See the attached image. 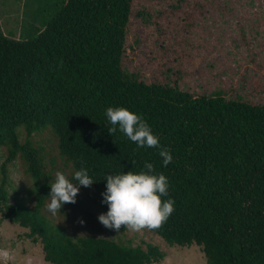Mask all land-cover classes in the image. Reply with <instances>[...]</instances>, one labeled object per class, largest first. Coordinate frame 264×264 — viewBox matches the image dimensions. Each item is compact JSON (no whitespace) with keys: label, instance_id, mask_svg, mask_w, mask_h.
Returning <instances> with one entry per match:
<instances>
[{"label":"trees","instance_id":"trees-1","mask_svg":"<svg viewBox=\"0 0 264 264\" xmlns=\"http://www.w3.org/2000/svg\"><path fill=\"white\" fill-rule=\"evenodd\" d=\"M134 1L63 0L44 29L23 40L7 36L0 24V147L8 148L2 166L5 172L20 154L35 199L32 208L10 203L0 185V217L27 229L51 264H151L165 258L157 245L74 239L48 222L43 207L54 181L40 153L19 141L18 130L30 138L50 128L74 172L86 167L96 181L80 188L104 192L106 174L139 171L145 162L168 177L174 211L150 230L167 244L197 245L208 264H264V105L193 94L126 71ZM109 106L140 114L160 146L137 149L118 130L110 135ZM161 150L172 154L167 167Z\"/></svg>","mask_w":264,"mask_h":264},{"label":"rangeland","instance_id":"rangeland-1","mask_svg":"<svg viewBox=\"0 0 264 264\" xmlns=\"http://www.w3.org/2000/svg\"><path fill=\"white\" fill-rule=\"evenodd\" d=\"M63 0H0L3 32L16 40L33 38L61 8ZM123 66L148 82L178 85L193 94L215 95L264 105V0H135ZM19 129V128H18ZM19 141L36 149L44 172L55 180L57 171L71 178L74 170L60 155L50 128ZM8 148L0 147V185L28 208L35 205L29 192L33 179L20 154L6 165ZM4 183V185H3ZM102 190L83 189L75 204L61 214H43L54 227L72 238L104 237L125 245H157L165 258L151 264H208L202 248L167 244L149 229L111 230L98 221L105 213ZM83 221V223H81ZM27 229L0 217V264H51L44 261L42 245L27 238Z\"/></svg>","mask_w":264,"mask_h":264},{"label":"clouds","instance_id":"clouds-1","mask_svg":"<svg viewBox=\"0 0 264 264\" xmlns=\"http://www.w3.org/2000/svg\"><path fill=\"white\" fill-rule=\"evenodd\" d=\"M111 127L110 135L117 130L136 145L137 149L158 148L159 137L149 123L129 108L109 106L105 111ZM163 167L172 162L170 151L161 150ZM106 190L102 204L107 212L98 215V221L108 229L118 231L122 225L134 232L143 229H158L174 211L175 200L169 196V180L163 173H157L153 163L145 162L139 171L111 173L105 175ZM96 181L86 167L76 170L71 178L57 171L50 186L46 210L53 216L61 214L65 204L76 203L80 186L90 187ZM167 197V199H163ZM83 223V221H81Z\"/></svg>","mask_w":264,"mask_h":264}]
</instances>
